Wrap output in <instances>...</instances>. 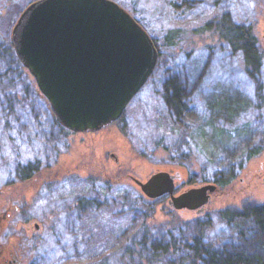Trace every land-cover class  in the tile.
Masks as SVG:
<instances>
[{"label": "rangeland", "instance_id": "rangeland-1", "mask_svg": "<svg viewBox=\"0 0 264 264\" xmlns=\"http://www.w3.org/2000/svg\"><path fill=\"white\" fill-rule=\"evenodd\" d=\"M113 1L139 18L156 39L158 60L154 72L120 119L96 133L62 135V131L48 124L47 111L55 117L50 105H45L47 111L38 104L32 111L28 106L15 105L12 115L31 112L36 119L20 116L16 128H5L4 119L0 120V207H6L10 198L28 201L10 219L6 244L16 249V256L7 264H136L148 255L149 245L159 238L156 233H161L151 228L145 234L146 227L179 224L185 236L191 233L193 236L198 233V222L205 220L211 227L204 234L216 240L227 233L219 210L264 203V176L256 188L248 184L250 176H238L241 164L243 169L264 167V101L259 106L260 98L264 99V66L253 80L243 72L240 63L237 65L231 59L227 46L214 44L213 49L205 48L213 43V31L202 27L204 22L217 20L227 12L236 22L251 24L252 34L264 53V0ZM28 3L30 0H0L2 45L7 46L13 25ZM172 31H176L178 43L169 47L165 36ZM186 53L193 56L185 58ZM176 66L179 69L175 70ZM174 72L189 103V111L182 117L175 113V117L165 115L168 105L163 97V83ZM31 79L41 96L32 76ZM208 90L223 91L240 102L244 100L247 107L243 110L248 111L233 123L241 135H213L201 106ZM6 91L17 93L23 100L19 84ZM245 123L247 126L243 127ZM68 143L71 148L78 147V157L85 164L92 161L100 164L103 159L113 161L109 155L104 157L103 151L120 145L135 153L132 158L136 162L135 172L132 170L131 175L144 170L151 172L152 167L156 171L173 165L177 192L195 183L215 182V179H220L219 183L215 182L219 189L201 211H177L164 196L154 200L143 198L138 187L129 182L125 186L103 183L96 177L73 176L38 186L66 169L61 152ZM255 148L258 152L244 166L245 156ZM123 150L118 149L120 153ZM58 151H61L59 155ZM29 163H36L39 170L24 176L28 170L20 168ZM232 176L237 180L228 185L225 181ZM32 179L36 182L35 188ZM28 187L30 191L26 190ZM144 234L146 238L142 241ZM236 242L230 246L250 252L251 240Z\"/></svg>", "mask_w": 264, "mask_h": 264}, {"label": "water", "instance_id": "water-1", "mask_svg": "<svg viewBox=\"0 0 264 264\" xmlns=\"http://www.w3.org/2000/svg\"><path fill=\"white\" fill-rule=\"evenodd\" d=\"M11 40L58 123L74 132L120 119L158 60L151 36L113 0H34L19 14ZM135 183L144 198L168 196L177 211H201L219 189L202 182L177 192L173 167Z\"/></svg>", "mask_w": 264, "mask_h": 264}, {"label": "trees", "instance_id": "trees-1", "mask_svg": "<svg viewBox=\"0 0 264 264\" xmlns=\"http://www.w3.org/2000/svg\"><path fill=\"white\" fill-rule=\"evenodd\" d=\"M134 18L147 31L142 21L135 16ZM250 25L249 23H238L233 17H230L229 13L224 12L217 20L204 22L202 27L211 32L213 31L211 37L213 43L210 47L205 48L213 49L214 44L219 45V47L227 46L231 50V59H235L237 65L240 63L243 72L248 76H252V79L255 80L256 74L261 72L260 69L264 66V53L259 49ZM172 32V34L165 36V44L169 47L178 43L175 38L177 36L176 31ZM148 34L150 35L149 32ZM150 36L157 46L156 39L152 35ZM191 54L193 56V53H186L184 57L189 58ZM177 69H179V66H176L175 70ZM230 69L232 70V68ZM175 74L174 72V74L168 75L165 79L172 78L167 82L164 80L163 83V97L168 105L165 110L167 117H173L174 113L182 117V115H186L185 112L189 111V103H187L184 88ZM189 77H193V75H189ZM15 84L20 85L21 93L19 94H22L23 100L20 99L17 93L6 91L8 87L11 88ZM260 86L262 87V84ZM207 93L205 95L207 99L201 101V106L202 112L213 130V135L221 136L231 133L239 136L240 130L238 127H234L233 123L234 119L248 111L247 109L243 110L247 107L244 100L242 99L240 102L237 98L227 96L226 92L223 91L213 93L208 90ZM39 95L28 70L18 59L11 39L7 42V46L2 45L0 42V120L4 119L5 128H16L20 116L27 117L28 120L29 117L32 121L36 120L31 112H28V115L23 112L12 115L15 105L21 108L28 106L32 111L34 105L38 104L47 111L45 105L49 107V104L42 95ZM263 101L264 99L260 98V107H262ZM26 102L27 104H25ZM169 107L172 108V111ZM47 119L49 125L63 131V126L49 111H47ZM221 125L222 127H220ZM246 126L247 123L243 124V127ZM257 152L256 148L248 152L245 156L247 160L244 166L248 165V160L253 158ZM170 167L175 166L171 165ZM240 167H243V164ZM22 169L28 170V174L24 176H30L32 173L37 172L39 167L36 163H29L20 168V170ZM232 177L225 181H228V185L236 182L237 179ZM215 182L219 183L220 179H215ZM138 193L141 195L140 191ZM135 210L138 211V209ZM218 215L227 233L219 238L217 237L216 240L204 234L210 229L211 225L200 219L199 224L196 226L198 233L193 236L192 233L185 236L179 228V224L175 226L171 225L172 223H162L153 227H146L143 230L145 234L151 228L153 230L158 229L161 233H156L159 238L149 245L148 255L143 259H139L136 264H264V203L244 204L243 207L238 209L219 210ZM145 234L142 241L146 238ZM238 239L251 240L252 251L250 250L247 253L243 249L230 246L235 245ZM227 245L228 247H226ZM141 246L144 249V243H141Z\"/></svg>", "mask_w": 264, "mask_h": 264}, {"label": "flooded vegetation", "instance_id": "flooded-vegetation-1", "mask_svg": "<svg viewBox=\"0 0 264 264\" xmlns=\"http://www.w3.org/2000/svg\"><path fill=\"white\" fill-rule=\"evenodd\" d=\"M65 132L66 134H71V135L81 133V132H74V131L64 128L62 131V135H64ZM91 133H96V131H91ZM70 144L71 143L64 144L66 146L63 147L62 152L60 151L62 154V157H61L62 162L66 164V169H64L61 173H58L55 176H53L52 179L46 182L40 183L38 186H41L45 183L50 184L53 182H57L59 180L69 179V178H72L73 176L75 177L76 176H80V177L89 176L88 178L96 177V179L99 178V181L103 183L107 182L110 184L128 186L127 182L131 183L132 185H136L135 180L143 181L144 179H146L148 176H151L155 172L154 167H152V169H149V170H152L151 172L149 171L145 172L144 170L141 174L135 173L136 176L138 177H136L135 175H131V172L135 167L134 165L135 161L133 162L132 160L135 153H133L131 150H128L126 147H122L120 145L116 147L114 146L111 148L107 147L103 151L104 157L109 155L108 156L109 159L113 161L108 162L107 160L104 161L103 159V163H100V164L95 163V161L85 164L83 163L82 159L78 157V154L80 151L78 147L74 146L71 148ZM110 149H114V150L117 149V150L114 153L113 151H109ZM118 149H124V150L121 151L120 153ZM60 152L58 151V155L60 154ZM69 156H72V157L70 158ZM138 162L140 163V160H138ZM52 165L53 163L50 165V167ZM45 167H48V166H45ZM262 168L263 169H261V167L253 169L247 166L246 168L243 169V167H239L238 176H250V180L248 184L250 186L253 185V187L256 188L257 186L256 184L259 181L261 182V178H262L261 176H264V167ZM143 176L144 177L147 176V177L144 178ZM22 180L24 181V179ZM242 180L243 178L240 179L241 182ZM32 184H33V187L35 188L36 182L34 179H32ZM26 190L30 191V188L28 187ZM215 194L216 193H214L213 195ZM164 197L168 199V196H164ZM10 202L12 203L10 204ZM27 202H25L24 199L20 197L10 198L7 201L6 207H2V208L0 207V264H7L11 258L16 256V251H15L16 249L12 248L10 244H6V242L8 241L6 231L10 227V223H11L10 219L12 218V215H14L15 213H20L23 210L24 205L27 204Z\"/></svg>", "mask_w": 264, "mask_h": 264}]
</instances>
